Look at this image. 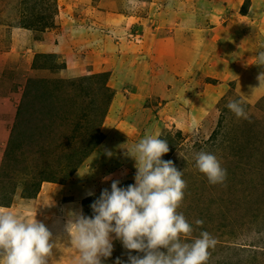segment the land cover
<instances>
[{
    "label": "rangeland",
    "instance_id": "1",
    "mask_svg": "<svg viewBox=\"0 0 264 264\" xmlns=\"http://www.w3.org/2000/svg\"><path fill=\"white\" fill-rule=\"evenodd\" d=\"M68 1L0 0V208L6 211L79 199L83 213L91 216L90 205L104 188L110 189L111 179H119L123 187L135 182L132 158L107 161L96 168L95 154L108 150L115 137L131 138V148L142 139L148 124L137 119V113H128L124 124L105 129L114 93H119L108 82L109 73L87 74L76 64L83 59L79 54L65 60L47 54L56 37L62 45V32L73 34L77 24L71 16L84 11L70 6L65 12L62 8ZM104 1L88 0L85 5L95 11ZM151 3L153 0H146L144 8ZM249 5L250 0H238L242 15L247 14ZM137 15L146 24L147 20ZM258 19L250 30L243 31H250L249 37L258 46L240 49L231 66L235 77L221 76L227 65L219 73L208 72V67L218 66L216 50L202 54L196 50V55L189 57L192 48L187 47L186 57L176 56L182 66H173L182 70L165 79L162 87L155 84V96L164 94V101L158 103L164 110L155 115V122L159 120L148 129L168 141L170 151L162 159L172 160L183 171L187 187L177 211L193 225L196 219L204 221L194 237L205 228L214 229L209 233L216 246L209 250L207 264H255L258 258L249 254L264 248V89H258L253 101L254 86L249 93L244 89L236 92L238 83L243 82L259 81L263 83L259 88H264V65L256 64L258 53L264 51V41L256 38L263 33ZM138 28L134 24L114 32L103 27L100 35L102 40L108 38L104 42L108 46L109 40L138 45L143 39ZM88 40L87 62H92L94 53ZM68 67H74L77 74L66 71ZM153 93V86L145 91ZM233 100L242 103L247 119L229 110L227 104ZM200 151L211 152L220 160L227 171L223 183L210 184L197 169L194 158ZM109 176L111 179H104ZM88 191L95 194L87 195ZM202 213L208 216L199 217ZM233 252H241V256H231ZM117 257L127 259L119 240L114 241L112 256L104 264H115ZM68 260L75 257L70 255Z\"/></svg>",
    "mask_w": 264,
    "mask_h": 264
},
{
    "label": "crops",
    "instance_id": "2",
    "mask_svg": "<svg viewBox=\"0 0 264 264\" xmlns=\"http://www.w3.org/2000/svg\"><path fill=\"white\" fill-rule=\"evenodd\" d=\"M145 1L105 0L103 6L94 11L86 8L85 3H88V0H69L62 10L67 12L71 6L74 11H84L79 13L78 17L71 16L73 24H77L72 30L73 34L62 32V45L59 44L58 36V39L56 37L47 48V54H55L56 57L59 56L64 60L71 55L79 54L83 59L76 64L81 66L87 74L109 73L108 82L111 86L115 85L119 93H114L115 99L109 106L105 119L107 124H104L107 127L104 128L112 129L115 124H124L128 113H137V119L143 120V124H148L144 128L145 133L142 138L146 134L156 136V133L148 128L155 126L159 120L155 122V115L164 110L162 109L164 107L158 105L164 101V94L155 96L157 89L155 84L162 87L165 79H172L176 72L182 70V67L173 68L176 64L182 66V62H176L177 48L196 47V50L207 52L204 44L213 41L219 47L216 54L218 63L226 61L221 55V52L226 50L232 51L239 57L240 49L247 48L249 51L253 44H255L254 47L258 46L256 44L258 42L254 43L249 37L250 31L243 32L251 29L250 25L257 17H259V25L263 33H258L256 38L259 40L262 38L264 41V0H250L246 15L240 13L237 7L238 0H153L148 8H144ZM136 15L147 20L146 24H142L143 20L135 17ZM142 15L145 17L143 18ZM134 24H138L140 27L138 30L142 32L141 44L129 46L131 43L119 41L117 44L109 40L110 46L105 45L104 42L108 38L102 40L100 35L103 27L117 32L118 28L123 30ZM152 31L154 32L150 35ZM85 36L88 37L85 38ZM89 38L91 39L89 47L94 53L90 55L93 58L92 62H87V53L90 51L89 48H85L88 46ZM228 62L234 63L233 60ZM158 66L161 68L155 69ZM207 69L208 72L216 71V68L208 67ZM66 71L76 73L74 67H68ZM155 72L158 75H155ZM150 86H153L154 93L147 95L145 91ZM155 107L158 108L156 113ZM111 145L117 147L114 158L116 162L129 158L123 153L126 148L133 145V141L131 138L115 137ZM103 163H98L96 168ZM134 169L136 170V167ZM64 201L55 206L42 205L43 202L30 204L13 211L29 217H34L36 213V219L44 222L50 229L53 240L57 244L53 248V256L56 257V263L53 264H75L79 256V253L70 245L64 226L69 219V213L83 211V204L79 199H73L68 203ZM47 210L51 212L48 213ZM255 251L249 254L258 258L254 263L264 264V248ZM70 255L75 257V260L69 261ZM231 256H241V252H233ZM250 263L248 261L247 264Z\"/></svg>",
    "mask_w": 264,
    "mask_h": 264
},
{
    "label": "clouds",
    "instance_id": "3",
    "mask_svg": "<svg viewBox=\"0 0 264 264\" xmlns=\"http://www.w3.org/2000/svg\"><path fill=\"white\" fill-rule=\"evenodd\" d=\"M256 64L264 65V51L258 53ZM227 107L238 118H248L239 100ZM169 151L166 139L146 134L123 153L135 161V182L123 187L119 179L105 177L111 179V187L92 202V215L82 210L69 213L64 230L79 253L75 264H104L112 256L115 240L127 255L126 260L117 257L115 264H207L216 239L206 230L194 237L204 221L196 219L194 227L177 211L187 184L183 171L172 160L162 159ZM105 155L113 153L105 149ZM194 159L210 184L225 181L227 171L215 154L200 151ZM56 246L53 233L36 213L29 217L0 208V264H50Z\"/></svg>",
    "mask_w": 264,
    "mask_h": 264
},
{
    "label": "bare ground",
    "instance_id": "4",
    "mask_svg": "<svg viewBox=\"0 0 264 264\" xmlns=\"http://www.w3.org/2000/svg\"><path fill=\"white\" fill-rule=\"evenodd\" d=\"M16 31H19V30H16ZM212 42V43H211ZM214 44V45H213ZM215 43H213V41H210L206 44H204V47L208 50V52L210 53L212 50H216L219 48V47H215ZM185 50L186 48H177V54L176 56H183V57H186V53H185ZM223 51V49H222ZM203 51L200 52V54H202ZM196 55V47L192 48V51L189 53V57L191 56H195ZM221 55L223 56L224 59H226L225 62H221V63H218L217 67H216V73H219L220 70H221V67L224 66V65H227L223 68V71H225L226 73H222L221 76H224L226 75L224 78L225 79H229V78H232V77H235L236 76V73H235V70L232 69V65L235 64V63H231V62H228L229 60H235V54L232 52V51H229V50H226L224 52H221ZM202 57V56H201ZM201 57L198 59L197 63L196 64H199L200 61H201ZM228 60V61H227ZM263 83L259 82V81H256L255 84H251L249 82H243V83H238L237 87H236V92L244 89V93H249V91L251 90V86H254L256 88V93H250V94H254V96L252 98H250L251 101H253L255 98H256V94L258 93V89L259 90H263L264 88H259ZM110 151H112L113 155L112 157H108L105 155V152L104 153H98L96 158H97V161L100 163H103L105 164L107 161H109L110 163H115L114 161V158L117 154V147L116 146H112L110 145L109 149ZM210 215V214H209ZM204 216H208V213L207 214H200L199 217H204ZM214 223H215V220H214ZM209 225H212L211 223ZM215 228V227H214ZM205 230L207 231H210V230H214L212 228H205ZM53 263H56V257L53 256V258L50 260V264H53Z\"/></svg>",
    "mask_w": 264,
    "mask_h": 264
},
{
    "label": "trees",
    "instance_id": "5",
    "mask_svg": "<svg viewBox=\"0 0 264 264\" xmlns=\"http://www.w3.org/2000/svg\"><path fill=\"white\" fill-rule=\"evenodd\" d=\"M207 231V230H206ZM211 231V230H210ZM210 231H207V232H210Z\"/></svg>",
    "mask_w": 264,
    "mask_h": 264
}]
</instances>
